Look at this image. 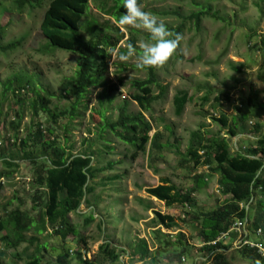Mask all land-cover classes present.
<instances>
[{
  "label": "rangeland",
  "instance_id": "374dc122",
  "mask_svg": "<svg viewBox=\"0 0 264 264\" xmlns=\"http://www.w3.org/2000/svg\"><path fill=\"white\" fill-rule=\"evenodd\" d=\"M48 1L45 0L34 10L19 12L13 6V0H0L3 44L23 39L16 51L6 56L0 54V171L12 172L8 178H0V218L6 217L5 210L19 209L27 213L33 226L39 222L40 209L32 208L35 189L33 166L26 161L13 160L16 167L8 170L2 161V157L16 154V149L11 146L15 132L10 122L19 108L11 93H2L1 84L17 72L33 75L38 80V84L30 87L29 95H22L24 104L18 136L24 138L28 130H34V123L45 128L53 127L52 137L59 146L75 156L90 150L93 153L91 166L99 171L93 179V195L85 197L92 207L88 208L82 202L68 215V223L76 236H57L47 223H44L45 230L39 233L32 227L25 232V242L16 250H4L0 241V264H23L30 256L41 258L42 264H61L59 258L63 257L66 258L65 264H81L76 256L78 252L84 259L97 264H152V257L162 240L175 242L178 234L184 236L188 253L180 262L170 263L162 258L157 264H213L200 251L202 244L189 224H180L171 230L160 228L163 238L154 234L158 227H154L151 221L154 212L187 221L191 213L208 212L224 199L218 191L217 176L206 174L205 168L192 169V165L181 163L191 132L201 129L207 139L220 135L228 139L234 153L238 147L246 148L256 140V136L252 135L255 125H260L264 131V113L258 109L264 106V57L251 49L258 36L264 35V0H196L200 5L209 3L211 7L210 16L202 18L198 29L192 22L182 19L198 11L191 0H139L144 10L165 23L170 31L182 25L180 34L183 38L175 54L156 70L158 84L166 87L163 98L143 113L152 128L149 137L154 132L161 134L162 149L159 152L148 151L147 146L144 152L136 154L132 147L114 135L102 132V129L106 121H115L118 109L125 108L131 116L140 112L131 100L135 94L131 84L145 81L147 71L136 67V56L128 61H121L119 56L126 53L131 39L135 43L136 55L139 54V44L150 39L149 33L144 30L128 27L127 31H123L117 25L124 39L111 53L107 72L103 74L107 88L116 86V91L109 92V97H103L102 88H89L71 123L67 116L53 126L42 114L38 118L32 117L29 102L35 91H46L53 96L52 111L67 114L73 104L72 97L61 99L59 94L63 82L74 75L77 56L48 50L47 41L40 31ZM115 1L88 0L89 12L80 23V33L87 37L84 31L86 22L95 21L99 25H104L106 21L113 23L97 9L102 5L113 7ZM213 14L216 19L211 18ZM157 91L153 88L154 95L158 94ZM179 91L186 92L190 101L181 116L177 117L172 98ZM237 108L248 113L247 121L240 124L247 133L229 139L226 131L212 118L224 114L231 120L238 116ZM44 138L48 139L47 134ZM107 147L110 150H106ZM198 172L205 178V187L194 195L193 210L177 206L166 208L146 194V190L159 185L161 179H168L178 191L185 192L192 185L191 177ZM89 215H93L95 221L85 224ZM100 221L102 225L98 229ZM244 230L249 242H258L256 235H249L246 228ZM81 238L85 239V245L79 243ZM141 241H145L150 254L145 259L141 256ZM234 241L235 237L222 239L227 248L222 253L226 264H254L239 257ZM106 244L115 249L118 262L101 260L99 247Z\"/></svg>",
  "mask_w": 264,
  "mask_h": 264
},
{
  "label": "trees",
  "instance_id": "16d2710c",
  "mask_svg": "<svg viewBox=\"0 0 264 264\" xmlns=\"http://www.w3.org/2000/svg\"><path fill=\"white\" fill-rule=\"evenodd\" d=\"M44 1L13 0V6L22 12L24 9L39 8ZM122 3L123 0H116L113 7L100 6L97 9L98 12L111 18L114 22L106 21L104 25H99L95 21L86 22L84 31L87 37H85L80 33V23L89 12L88 0H49L47 2L40 31L47 41L48 50H59L77 56L74 75L63 82L59 94L61 99L72 97L73 104L67 114L52 111L50 105L53 96L46 91H42V93L33 91L34 97L29 102L33 118H38L42 114L53 126L60 118L67 116L71 123L75 115L78 114V107L83 105L81 102L89 88H102L104 90L103 97L106 98L116 91V86L107 88L103 74L107 72L111 53L124 39V34L117 27V20L125 11ZM191 3L198 11L192 13L188 18L182 19L192 22L198 29L202 18L210 16L211 7L209 3L200 5L196 0H191ZM172 14L176 15V13ZM211 18L216 19L215 14L211 15ZM182 30L183 26L181 25L173 33H181ZM22 42L23 39H18L3 44V29L0 28V54L6 56L16 51ZM129 44L135 46L132 39L128 42ZM251 49L260 52L264 57V35L258 36V41ZM157 69H145L147 79L134 81L131 84L135 90L131 100L136 103L140 112L131 116L127 114L125 108L118 109L115 121H106L102 129V132L106 131L122 143L132 147L134 154L144 152L147 146L148 151L159 152L162 149L161 134L154 132L149 137L152 128L143 115L150 110L154 102L163 98L166 92V87L160 86L157 82L155 74ZM36 84H38V80L33 75L24 72H17L1 84L2 93H11L19 108L10 122V127L15 132L13 142L10 144L16 149V154L11 153L7 155L8 157H2V161L8 170L16 167L13 160L26 161L33 166L32 182L35 189L32 208L40 209L39 222L35 226L26 212L19 209L10 212L4 211L6 217L0 218V235L4 233L0 237V241L3 243L4 250H16L25 242V232L33 227L39 233L45 230L44 223L49 224L57 236L64 234L76 236L77 233L68 223V215L74 212L82 202H85L88 208L92 207L90 201L85 200V197L93 195L92 183L95 173L99 171L91 166L93 153L90 150L75 156L68 152V149L66 151L64 147L59 146L55 138L52 137L53 127L45 128L39 123H34V130H28L24 138L18 136L22 120L21 107L24 104L22 95H29L30 87ZM153 88L158 90V94H153ZM225 100L228 101L227 98ZM189 101L190 97L184 91H179L173 96L172 106L175 116H181ZM262 106H259L258 109L264 113V106ZM236 110L238 116L232 117L231 120L224 114L218 118H212L216 125L226 131L229 139L247 133V130L240 124L247 121L248 113H245L241 108ZM45 134L48 139L44 138ZM252 135L256 136V140L246 148L238 147L232 153L228 139L220 135L207 139L205 138L206 133L201 129L189 134V144L181 163L192 165V169L205 168L206 174L217 176L218 191L224 199L208 212L191 213L187 217V221L154 212L151 223L154 227H158L155 235L163 237L160 228L171 230L180 224H189L195 231L197 240L202 244L200 251L213 264H226L222 253L227 248L222 244L221 237L227 234L228 237H235L236 240L237 234L231 231L236 222L245 223L244 229L246 228L249 235H256L257 231H260L257 241L261 244L264 243V131L261 130L260 125H255ZM106 150H110V148L107 147ZM110 167L111 165L108 164L107 168L110 169ZM10 175H12L11 171H0V178H8ZM191 182L192 185L188 190L180 192L168 179H161L159 185L147 189L146 194L163 203L166 208L177 206L193 210L194 195L205 187V178L198 172L193 174ZM94 221V216L89 215L85 224ZM101 225L100 221L97 225L98 229H101ZM79 243L85 245V239H79ZM140 249L142 259L150 256L145 241H141ZM236 252L244 261L264 264V257L258 255L255 249L241 246ZM187 253L188 246L184 236L178 234L175 242L162 240L161 246L155 251L156 255L152 257V264H157L162 258H166L170 263L180 262ZM99 254L101 260L109 259L112 262H118L115 249L108 244L99 247ZM76 256L81 264H97L96 261L84 259L80 252ZM59 262L65 264L66 258H59ZM23 264H42V262L41 258L30 256Z\"/></svg>",
  "mask_w": 264,
  "mask_h": 264
},
{
  "label": "clouds",
  "instance_id": "9594fccd",
  "mask_svg": "<svg viewBox=\"0 0 264 264\" xmlns=\"http://www.w3.org/2000/svg\"><path fill=\"white\" fill-rule=\"evenodd\" d=\"M124 13L117 20L123 31L128 27L141 29L149 33L150 39L139 44L140 52L136 55V47L129 44L126 53L119 56L121 61H128L136 56L138 69L161 68L175 54L182 40L180 33L170 31L165 23L151 12L145 11L139 0H123Z\"/></svg>",
  "mask_w": 264,
  "mask_h": 264
},
{
  "label": "built area",
  "instance_id": "2783aa9c",
  "mask_svg": "<svg viewBox=\"0 0 264 264\" xmlns=\"http://www.w3.org/2000/svg\"><path fill=\"white\" fill-rule=\"evenodd\" d=\"M244 226H245V223H242V222H236L234 225H233V228H232V232L236 233L237 234V238L236 240L234 241L235 242V245L237 246V249L241 246H247L251 249H255L257 254L260 255L261 257H264V244H261L259 242H249L246 237H247V234L244 230ZM257 237L260 236V231H257V234H256ZM228 237L227 234L223 235L221 237V240L223 238H226Z\"/></svg>",
  "mask_w": 264,
  "mask_h": 264
}]
</instances>
